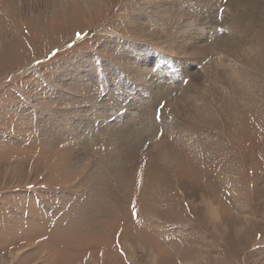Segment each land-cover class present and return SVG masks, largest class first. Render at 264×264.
Segmentation results:
<instances>
[{
  "label": "rangeland",
  "instance_id": "1",
  "mask_svg": "<svg viewBox=\"0 0 264 264\" xmlns=\"http://www.w3.org/2000/svg\"><path fill=\"white\" fill-rule=\"evenodd\" d=\"M263 17L0 0V264H264Z\"/></svg>",
  "mask_w": 264,
  "mask_h": 264
},
{
  "label": "bare ground",
  "instance_id": "2",
  "mask_svg": "<svg viewBox=\"0 0 264 264\" xmlns=\"http://www.w3.org/2000/svg\"><path fill=\"white\" fill-rule=\"evenodd\" d=\"M188 1V0H187ZM180 3V2H179ZM191 3V2H190ZM185 4H186V2H185ZM182 5V4H181ZM246 6V5H245ZM249 6V5H248ZM258 6V5H257ZM186 7V6H185ZM247 7V6H246ZM250 8V7H249ZM240 9V8H239ZM184 10V9H183ZM227 10V9H226ZM241 10V11H240ZM239 11H238V13H237V16L239 15V14H241V15H245V11L247 10V8L245 9V8H241ZM250 10V9H249ZM186 11V10H185ZM250 12H251V10H250ZM228 13V12H227ZM243 13V14H242ZM247 13H248V11H247ZM225 14V16H226V13H224ZM236 14V13H235ZM253 14L254 13H251V16H253ZM249 15H250V13H249ZM228 16V15H227ZM255 16V15H254ZM226 18H229V17H223V20H222V22H221V24H222V27H224V30H223V37L221 36V38H218V39H220L218 42H219V46H218V44H216L215 45V47L213 48V51H211L212 53H220V55H221V57H224V53H222L223 51H231L232 49H233V47L234 46H236V47H238V45H236L235 44V35H236V37H237V35L239 34V36H241L240 35V33L241 34H243V28H242V25H241V23H240V19H238V20H236L235 21V23H234V21H230V23H228V22H226L227 20H226ZM264 18V17H263ZM245 19V18H244ZM243 19V20H244ZM249 19H251V18H249ZM248 19V20H249ZM262 19V18H261ZM255 20V19H254ZM254 23V22H253ZM256 23V22H255ZM260 24V23H259ZM189 25V24H188ZM187 26V25H186ZM185 26V27H186ZM184 27V26H183ZM194 27V26H193ZM256 27H257V25H256ZM180 28V27H179ZM259 28V27H258ZM188 29V28H187ZM202 29V30H201ZM205 29H206V27H202V28H199V29H197V30H199L200 32H199V34H198V36L199 35H203V33H205L204 31H205ZM186 32V36H188L189 37V35L191 34V35H196V34H192V32H190L189 30L188 31H185ZM185 32H183L184 34H185ZM253 32V31H252ZM160 33V32H159ZM176 33V32H175ZM175 33H174V35H172V34H167L166 35V37L167 38H171L172 40H171V42H175L176 41V39H178L177 38V36L175 35ZM226 33V34H225ZM245 33V32H244ZM257 33V32H256ZM229 35V36H228ZM182 36H183V34H182ZM181 36V37H182ZM186 36H184L185 38H183L184 40H185V42L187 41V37ZM233 36H234V38H233ZM245 36V35H244ZM260 36V34L257 36V37H259ZM159 37V36H158ZM242 38V37H241ZM254 38V37H253ZM238 39V38H237ZM250 41V40H249ZM263 42V41H262ZM258 43V42H257ZM181 44V43H180ZM247 44V43H246ZM255 45V44H254ZM251 46V45H250ZM258 46V45H257ZM262 50H264V48L262 47ZM261 51V50H260ZM260 51H258V55L257 54H255V56H260V59H261V62H263L262 61V59H264V54L262 55V52H260ZM216 53V54H217ZM256 53V52H255ZM132 54H137L138 55V57H139V55H140V50H137V51H133V53ZM223 54V55H222ZM250 55V54H249ZM232 56V55H231ZM137 58V57H136ZM259 58V57H258ZM253 61V60H252ZM172 62L173 61H168L167 60V63H168V67H165V69H166V71L165 72H159V73H157V75L155 76V77H158L159 75H162L161 76V78L159 77V79H166L164 76H165V73L167 72V73H170V77L169 78H173L174 79V77H173V74H172V72L170 71V70H172V71H174L176 74H179L178 73V68L180 67V65H175L174 66V64H172ZM173 63H176V61L175 62H173ZM251 63V62H250ZM261 64V63H260ZM167 66V65H166ZM254 66H256V64H254ZM258 67V66H257ZM169 68V69H168ZM236 68V67H235ZM235 70V69H234ZM247 70V69H246ZM238 72V71H237ZM135 73H136V71H135ZM240 73V72H239ZM239 73H237L238 75H239ZM237 74H236V76H237ZM243 74L244 73H240V77H242L243 76ZM164 75V76H163ZM181 75V74H180ZM248 75V74H247ZM90 79V78H89ZM164 83H166V82H164ZM237 88V87H236ZM148 90V89H147ZM240 90V89H239ZM234 91V90H233ZM252 92V91H251ZM232 94V93H231ZM237 95V92H234L233 93V95ZM249 94V93H248ZM232 95V96H233ZM231 96V95H230ZM244 96V95H243ZM236 97V96H235ZM232 98V97H231ZM247 99V98H246ZM245 100V99H244ZM235 101V100H234ZM241 101V100H240ZM245 101H247V100H245ZM223 102V101H222ZM250 102V101H249ZM186 107V106H185ZM77 158V157H76Z\"/></svg>",
  "mask_w": 264,
  "mask_h": 264
}]
</instances>
